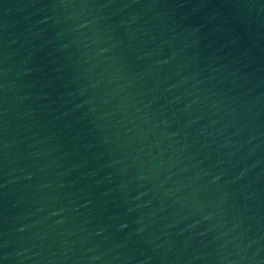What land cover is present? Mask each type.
Returning <instances> with one entry per match:
<instances>
[{
	"label": "water",
	"instance_id": "95a60500",
	"mask_svg": "<svg viewBox=\"0 0 264 264\" xmlns=\"http://www.w3.org/2000/svg\"><path fill=\"white\" fill-rule=\"evenodd\" d=\"M0 264H264V0H0Z\"/></svg>",
	"mask_w": 264,
	"mask_h": 264
}]
</instances>
